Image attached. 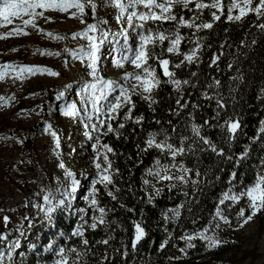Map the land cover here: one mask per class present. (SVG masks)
<instances>
[{"label": "snow or ice", "instance_id": "6c2138e0", "mask_svg": "<svg viewBox=\"0 0 264 264\" xmlns=\"http://www.w3.org/2000/svg\"><path fill=\"white\" fill-rule=\"evenodd\" d=\"M98 3L104 7L115 9L114 20L119 26L113 31L109 26V20L100 18L97 15ZM194 5V7H190ZM179 8L181 12L187 10L193 13L191 17L185 19L183 15L177 18L175 9ZM69 9L76 11L71 13V17L79 19L84 27L73 32L72 39L77 37L86 41L75 49L65 48L64 51L70 55L73 60H78L84 69L83 76L79 81V90L74 92L76 99L68 100V90L71 84H65L63 89L55 93L53 103L61 101L59 105V114L62 117L69 118L71 121L78 123L83 129V135L91 142L93 151L92 166L94 172L91 174V180L87 187V194L82 196L83 206L75 209V215L78 217L75 226L69 232L63 231L58 236L65 241L63 246H58L56 240H50L45 251L51 250L55 253L54 264H88V257L95 256L92 249L96 245H104L105 250L99 256L97 264H112V261L119 256L122 264H127L129 251L126 245L121 242L120 248H112L111 253L108 251L110 241L114 239L111 234V225L115 221H109L107 217L113 211L106 205H101V195H106L112 201L118 200V193L121 189L116 185L114 177L119 175V169L113 167V161L109 159V154L115 155L114 149L108 143H102V138L109 134L119 139L126 123L131 121L133 125H140L144 120L143 115L133 117L132 112L135 107L133 96H138L141 100L148 102L149 107L156 104L153 99V93L158 90L160 85L171 86L175 96V107L170 109L171 114L179 116L182 111L191 104L192 111L187 113L185 120V131H190L191 135H181L178 144L172 142V137L164 129L159 131H148L146 139L143 141L144 147L137 145L138 151L147 152L155 150L158 155L153 158L151 166L144 170L141 177V191L144 194L145 202L155 206V199L161 197L164 189L167 188L171 193L174 190L184 199L174 207L165 208L160 212L163 221V231L165 238L160 242L157 251L165 249L166 245L174 238L173 232L169 231L168 225L174 228L179 226L182 214L186 210L190 215L193 208L190 206L195 200L196 193L203 190V187L210 183L208 172L201 173L198 167H188L185 158L199 160L198 153H212L223 160H232L231 155H226L222 147H218L217 142H213L209 136L202 135V129L205 127L219 128L223 134L218 137V141L223 140L229 147L235 140L238 129L241 127L239 119H233L231 116L220 122L221 113L226 108V98L221 93V82L219 79L212 77L203 84V90L199 92L198 100L207 101L209 106L214 101V115L210 118L216 123H209L205 119L203 124L195 122L194 112L199 110L201 104L198 101L184 99L185 89L193 90L200 87L199 73L190 71L187 78H177L176 69L189 68L193 64L199 68L200 52L202 50L204 37L197 36L201 30H210L215 22L221 20L225 8L222 0H211L205 3L204 0H0V20L12 23L13 17L24 18L23 26H17L11 29L5 35H0V39H6L10 36L28 35L26 28H37V20L43 18L45 22H51V17L45 13H66ZM91 10L92 22L86 20V10ZM209 10L210 21H203L201 15L203 11ZM235 10V14H234ZM226 22H241L249 13H254L257 20L264 18V0H231L227 5ZM219 13V14H218ZM197 20H201L197 23ZM168 23L171 27L165 28L163 25ZM255 27L264 32V23H258ZM181 28L192 29L191 36L181 35ZM43 31V29H41ZM52 36V33H47ZM54 39H66L63 36H53ZM187 42L193 47L187 51H181V42ZM166 43V47H164ZM251 44H256L253 39ZM244 40L240 41V47H247ZM211 47V45H208ZM223 44L220 45L222 49ZM106 49V52H105ZM15 51V49H13ZM165 53L175 57H182L179 62L172 63L170 59L165 58ZM41 54H44L43 52ZM105 54L113 55L112 65L117 69H124L127 65L132 67V71H124L118 79L105 78L102 75L104 69L100 67V61ZM48 55L53 53L48 52ZM59 55V53H56ZM223 55V52L220 53ZM220 56L215 52L211 56L208 68L211 69L217 64ZM150 61L152 63H150ZM171 65V68H170ZM157 66L161 70L164 80L157 75ZM233 67L232 63L228 68ZM217 67V71H218ZM239 72V69H237ZM11 77L13 81L22 80L25 75L35 76L37 74L58 76L59 73L47 67L36 65H15L5 62L0 65V80L5 76ZM234 83L241 80L242 77L237 75L229 77ZM211 90V91H209ZM264 92V89L261 90ZM192 92H188L190 97ZM229 98L232 96V89H229ZM14 96L5 98L0 96V107H6ZM183 100V103L181 101ZM78 101V103H77ZM123 116L120 113L123 109ZM155 111V109H152ZM23 111V110H22ZM119 122L113 127V122ZM160 124V120L155 121ZM171 124V121H168ZM50 123L45 122L43 132L50 134L55 143V148L59 149L60 139L55 131L51 130ZM175 127L172 132H175ZM259 134L264 135V120L260 122ZM158 137H161L158 139ZM3 139H13L12 137H3ZM127 139V137H125ZM17 144L23 141L16 139ZM250 155L249 149H244L235 159L237 163L247 159ZM179 158V159H178ZM56 167L63 172V179L55 177L56 187H41L37 195H42L43 203H32L30 206L36 208L42 214L44 222L51 223L53 216L58 210L71 208L70 200L77 187L81 184L80 179L76 178V173L70 170L59 155L56 156ZM22 163V161H21ZM256 174L252 183L248 185H236L234 183L236 173L230 175V186L220 193L215 206V211L211 218L203 227H195L197 224L196 217L191 219L194 226L191 231L185 229L177 237L183 242V247L178 248L181 255L186 256L188 250L196 247V241H200L203 247L212 250L221 246L225 241L220 238L219 233L223 230L222 226H227L232 231H237L253 221L254 217L261 211H264V156L259 157V163L254 165ZM223 169H221L222 171ZM151 178V179H149ZM219 180V176L215 177ZM157 185H162L158 187ZM189 187L192 195H189ZM237 188L239 190H237ZM128 191H132L131 185ZM244 202L245 206L239 207L235 212V219H231V213L234 206ZM226 202H228L226 204ZM225 207H221V206ZM25 204V207H28ZM124 208V204H120ZM247 208V215H246ZM128 212H133V208H127ZM24 219H28L25 217ZM4 223L7 224L9 218L3 217ZM133 237L131 239V252L133 261L136 259L137 245L146 236L145 228L142 226L143 219L133 221ZM235 223V227H233ZM98 228L103 229L105 238L95 241L90 245L86 238L88 231L95 232ZM19 231V229H17ZM72 238L78 239V244L68 246L67 241ZM6 241V236L0 234V243ZM15 246L14 241L8 242L7 255L11 256V248ZM176 248V244H172ZM123 249V250H121ZM5 256V251L0 249V260ZM180 256L168 257V260H179Z\"/></svg>", "mask_w": 264, "mask_h": 264}, {"label": "trees", "instance_id": "16d2710c", "mask_svg": "<svg viewBox=\"0 0 264 264\" xmlns=\"http://www.w3.org/2000/svg\"><path fill=\"white\" fill-rule=\"evenodd\" d=\"M204 2L208 3L211 0H204ZM255 2H258V0H255ZM222 3L225 11L221 16V20L215 22L212 29L201 30L197 33V36L205 38L199 54L201 60L199 68L193 64L189 68L176 69L175 71L177 78L180 79L187 78L190 71L199 73L200 87L196 90L185 89L184 96V99H188L190 102L198 101L201 104L199 110L194 112L197 124H203L205 119H209L210 124L216 123V121L210 119L214 115L215 102L213 101L209 106L207 101L198 100L199 92L203 90V84L215 77L220 80V91L226 98V108L221 113L220 122L222 123L224 119L231 116L233 119H239L241 127L238 129L235 140L230 147L223 140L218 141V137L223 135L219 128L209 129L205 127L202 129V135L209 136L213 142H217L218 147L224 148L225 154L231 155L233 159L230 161L223 160V158H218L210 152L198 153V161L189 157L185 158L188 167H198L202 174L207 171L211 182L207 183L202 191L196 193L195 200L190 205L193 208V213L190 215L185 210L179 226L174 228L171 224L168 225V229L173 232L174 238L166 245L164 250L157 251L160 242L165 238L160 212L165 208L174 207L184 198L176 190L169 193L165 188L161 197L155 199L154 207L145 202L146 198L141 191V177L144 170L151 166L153 158L158 153L155 150L138 151L137 145L139 144L141 148L144 147L143 141L146 139L148 131L164 129L172 137V142L176 144H178L179 137L182 134L191 135L190 131H185L187 113L192 111L191 104L179 116L171 114L170 109L175 107L176 93L173 92L171 86L162 83L158 90L153 93V99L157 103L152 105L151 108L148 102L141 100L138 96H133L132 99L135 105L132 112L133 117L140 115L144 117L140 125H133L129 121L126 123L125 128L121 130L122 135L119 139L111 134L102 138V143H108L115 151V155L109 154V159L113 161V167L119 169V175L114 177V181L121 189L117 194V201H112L103 194L100 197L102 206L106 205L113 209L107 219L115 221L111 225V234L114 239L110 241L111 247H108V251L111 253L112 248H120L121 242H123L129 251V256L126 258L127 264H241L246 260L255 262L260 258L256 245H253L251 249L244 247L243 238L237 231H232L227 226H222L223 230L219 233L220 238L225 243L212 250L204 248L200 241H196V247L188 250V254L184 256L178 251V248L184 246L183 242L176 239L185 229L192 230L194 226L191 224V219L193 217L198 218L195 227L200 228L207 224L211 214L215 211L220 193L232 183L230 181L231 173H236L234 183L238 186L252 183L256 174L254 165L259 163V157L264 156V135L259 134L260 122L264 120V92L261 91L264 89V32L255 27L258 23H264V18L257 20L254 13H249L241 22H226L228 0H222ZM190 7H194V5H190ZM175 11L177 18L183 15L185 19H188L193 15L187 10L181 12L179 8H176ZM201 19L206 22L211 20L209 10L205 9L203 11ZM196 22L200 23L201 20ZM163 26L165 28L171 27L168 23ZM180 31L181 35L188 37L192 35L193 30L181 28ZM253 39L256 40L254 45L251 44ZM241 40H244L248 46L241 48ZM221 44L224 45L222 49L220 48ZM208 45H211V47H208ZM166 46L165 43L164 47ZM193 46L187 40H183L181 51H187ZM214 52L220 58L217 64L209 69L208 64ZM221 52H223V55H220ZM165 58L170 59L172 63H177L179 59H182V57L171 56L167 53H165ZM150 63L152 62L150 61ZM229 63L233 65L231 69L228 68ZM237 69H239V72H237ZM157 75L160 76L161 80L165 79L158 66ZM237 75H240L242 79L235 83L229 79V77ZM230 88L234 99L229 98ZM188 92H192L190 97ZM51 102L45 106L46 112L50 108ZM181 103H183V100ZM153 108L155 111L152 110ZM126 110L127 108L123 109L120 116H123ZM48 116V113L44 114L42 122L36 124L33 128L22 129L23 135L30 142H33L40 133ZM156 120H160L161 123L156 124ZM168 121H171V124ZM118 122L119 118L113 122V127H116ZM173 127L176 129L175 132H172ZM246 148L249 149L250 155L247 159L237 163L235 158ZM92 158L91 142L87 141L82 159L84 162L88 161L89 165L92 166ZM221 169L223 170L221 171ZM216 176H219V180L215 179ZM130 185L132 191H128ZM157 186L161 187L162 185ZM87 187L88 185L83 184L81 180V184L70 200L71 208L58 210L50 224L46 222L45 227L32 225L30 227V229H33V231H30L31 240L16 239L21 240L15 247L21 257L17 256L12 264H54L55 253L51 250L45 251V246L50 240H56L58 246L64 245L65 241L58 236V233L61 231L67 233L75 226L78 219L74 214L75 209L83 206L82 196L87 194ZM237 190L239 189L237 188ZM188 191L191 196L190 187ZM41 203H43L42 195L40 196ZM120 204H124L125 207L121 208ZM241 206H245L243 201L234 206L230 217L233 221L235 212ZM221 207L225 206L222 205ZM3 208L4 205L0 200V220L3 217ZM127 208H133L134 211L128 212ZM247 211L246 208V215ZM141 219H143L142 226L145 228L146 236L137 245L136 259L133 261L131 239L134 230L132 222ZM261 222H264V217L261 218ZM233 227H235V223H233ZM263 233L264 225L260 228V234ZM86 238L89 240L90 245H93L96 240L105 238V232L101 228H98L95 232L88 231ZM67 244L68 246L78 244V239L72 238V240L67 241ZM172 244H176L177 247L173 248ZM105 247L104 245H96L92 249L95 256L90 255L88 257V264H97V260L103 254ZM170 256H180L181 258L179 260H168ZM112 264H122L119 256H116Z\"/></svg>", "mask_w": 264, "mask_h": 264}, {"label": "rangeland", "instance_id": "374dc122", "mask_svg": "<svg viewBox=\"0 0 264 264\" xmlns=\"http://www.w3.org/2000/svg\"><path fill=\"white\" fill-rule=\"evenodd\" d=\"M230 2L231 0H228V4ZM74 11L76 10L69 9L66 13H45L52 18L51 22H45L40 18L37 20L36 29L31 27L25 29L28 35H13L0 39V65L5 62L15 65H36L59 73L58 76L26 74L24 79L15 81L10 78V73L0 80V96L5 98L14 96L6 107H0V200L4 205L3 217L9 218L7 224L4 223L3 217L0 220V234L6 236V241L0 243V249L5 251L0 264H12L17 256L21 257L15 247L22 239L31 240L32 225L46 226L42 214L30 205L40 204L41 195L37 193L41 187L54 189L56 187L54 178L63 179L62 170L56 167L57 155L76 173V178L82 180L83 184L89 185L91 174L94 172L93 166L82 159L88 141L83 135V129L78 123L59 114L61 101L51 102L55 93L63 89L65 84L72 85L68 90L67 99H76L74 92L79 90V81L84 73L80 62L73 60L64 51L65 48L75 49L86 43L79 37L72 39L71 34L84 27L79 19L71 17ZM97 15L108 19L113 31L119 27L114 20V8L104 7L98 3ZM24 18L27 17H13L11 24L0 20V35L7 34L18 25L23 26ZM86 20L88 23L92 22L90 9L86 10ZM47 33H52V36ZM53 36H63L66 39H54ZM42 52L44 54H41ZM48 52L53 55H48ZM113 59V55L105 54L100 61V67L104 69L102 75L105 78L118 79L124 71H132L130 65L124 69L115 68L111 63ZM49 102L51 106L46 112L45 106ZM46 113L49 115L46 122L51 124V130L55 131L60 139L59 149L55 148L52 136L44 133L43 128L33 142L22 133V129L33 128L42 122ZM3 137L13 139L5 140ZM16 139L22 140L23 143L17 144ZM25 204L29 206L25 207ZM25 217L28 219H24ZM262 217L264 211L259 212L244 228L237 230L244 240V247L251 249L256 245L257 253L260 255L255 262L246 260L241 264H264V233L260 234V228L264 225V222H261ZM10 241L15 242V246L11 248V256L7 255L6 247Z\"/></svg>", "mask_w": 264, "mask_h": 264}]
</instances>
